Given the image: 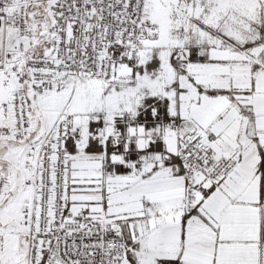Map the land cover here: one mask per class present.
<instances>
[{
    "label": "snow or ice",
    "instance_id": "1",
    "mask_svg": "<svg viewBox=\"0 0 264 264\" xmlns=\"http://www.w3.org/2000/svg\"><path fill=\"white\" fill-rule=\"evenodd\" d=\"M0 264H264V0H0Z\"/></svg>",
    "mask_w": 264,
    "mask_h": 264
}]
</instances>
